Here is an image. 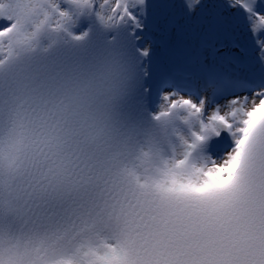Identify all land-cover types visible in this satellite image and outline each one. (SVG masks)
Returning <instances> with one entry per match:
<instances>
[{
  "label": "clouds",
  "instance_id": "9594fccd",
  "mask_svg": "<svg viewBox=\"0 0 264 264\" xmlns=\"http://www.w3.org/2000/svg\"><path fill=\"white\" fill-rule=\"evenodd\" d=\"M109 16L0 0V264H264V129L205 159L186 109L138 103Z\"/></svg>",
  "mask_w": 264,
  "mask_h": 264
},
{
  "label": "snow or ice",
  "instance_id": "6c2138e0",
  "mask_svg": "<svg viewBox=\"0 0 264 264\" xmlns=\"http://www.w3.org/2000/svg\"><path fill=\"white\" fill-rule=\"evenodd\" d=\"M104 3L135 53L138 103L186 109L205 159L227 167L234 138L264 129V0Z\"/></svg>",
  "mask_w": 264,
  "mask_h": 264
},
{
  "label": "bare ground",
  "instance_id": "6f19581e",
  "mask_svg": "<svg viewBox=\"0 0 264 264\" xmlns=\"http://www.w3.org/2000/svg\"><path fill=\"white\" fill-rule=\"evenodd\" d=\"M100 2H102V0H100ZM110 3H112L114 5V0H110ZM0 27H4V25L3 26L0 25ZM83 29L84 28L82 26L81 27L77 26L75 28V31L80 32V31H83Z\"/></svg>",
  "mask_w": 264,
  "mask_h": 264
},
{
  "label": "rangeland",
  "instance_id": "374dc122",
  "mask_svg": "<svg viewBox=\"0 0 264 264\" xmlns=\"http://www.w3.org/2000/svg\"><path fill=\"white\" fill-rule=\"evenodd\" d=\"M0 24L5 26V21L0 22Z\"/></svg>",
  "mask_w": 264,
  "mask_h": 264
}]
</instances>
